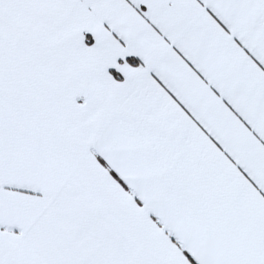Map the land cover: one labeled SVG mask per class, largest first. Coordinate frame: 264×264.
I'll list each match as a JSON object with an SVG mask.
<instances>
[{
	"label": "snow or ice",
	"instance_id": "obj_1",
	"mask_svg": "<svg viewBox=\"0 0 264 264\" xmlns=\"http://www.w3.org/2000/svg\"><path fill=\"white\" fill-rule=\"evenodd\" d=\"M0 264H264V0H0Z\"/></svg>",
	"mask_w": 264,
	"mask_h": 264
}]
</instances>
